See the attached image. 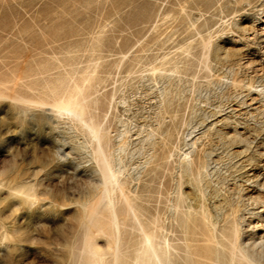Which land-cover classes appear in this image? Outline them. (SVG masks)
<instances>
[{"label":"rangeland","instance_id":"374dc122","mask_svg":"<svg viewBox=\"0 0 264 264\" xmlns=\"http://www.w3.org/2000/svg\"><path fill=\"white\" fill-rule=\"evenodd\" d=\"M83 69L131 187L163 210L161 184H180L217 230L264 237V0H0V264H94L108 247L89 222L105 187L92 142L39 94Z\"/></svg>","mask_w":264,"mask_h":264},{"label":"bare ground","instance_id":"6f19581e","mask_svg":"<svg viewBox=\"0 0 264 264\" xmlns=\"http://www.w3.org/2000/svg\"><path fill=\"white\" fill-rule=\"evenodd\" d=\"M86 74L87 70L83 69L80 76L70 77L63 89L44 90L39 94L52 115L81 125L92 142L91 154L105 187L98 197V205L89 215V222L100 218L98 234L108 242L106 251L97 253L89 249L88 254L95 258L94 264H264V237L238 242L234 227L227 232L224 227L217 230L203 206L197 212L186 203L180 184L171 193L167 185L161 184L168 196L174 194L173 200L166 199L163 210L147 197L150 190L140 184L131 187L135 180L124 176L120 162L114 165L110 155L109 108L101 96L86 87L91 79ZM25 90L30 98L38 96L34 88L28 90L26 86ZM202 158L200 155L198 160ZM163 161L161 171L165 174L170 169L167 159ZM204 168L185 154L179 178L182 173H188L195 181ZM150 173L154 183L158 179L153 171ZM10 195L24 203L35 200L33 194L23 189L11 190ZM82 208L88 216L89 206Z\"/></svg>","mask_w":264,"mask_h":264}]
</instances>
